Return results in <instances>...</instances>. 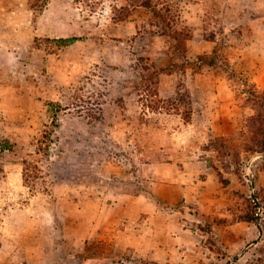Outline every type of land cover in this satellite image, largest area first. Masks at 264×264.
Here are the masks:
<instances>
[{"label": "rangeland", "instance_id": "rangeland-1", "mask_svg": "<svg viewBox=\"0 0 264 264\" xmlns=\"http://www.w3.org/2000/svg\"><path fill=\"white\" fill-rule=\"evenodd\" d=\"M230 263L264 264V0H0V264Z\"/></svg>", "mask_w": 264, "mask_h": 264}, {"label": "crops", "instance_id": "crops-1", "mask_svg": "<svg viewBox=\"0 0 264 264\" xmlns=\"http://www.w3.org/2000/svg\"><path fill=\"white\" fill-rule=\"evenodd\" d=\"M157 168L158 169L155 172H159V170H160L162 177H163V175H166L167 174V171L163 170L165 168H162V169H161V167H157ZM151 183L154 186H153V188L151 187L152 192L150 193V195L155 196L154 199H156L160 203V205L162 204V206H167L168 203H171L170 200H168V199H171V197H168L167 196L168 187L165 186V185L155 184L153 182H151ZM189 190H190V188H188V187H182L181 186L179 188L178 186H172L171 187V192H173L172 195L174 194L172 196V198L174 199L172 201V203L173 202L174 203L175 202H179V201H182L184 199L187 200L186 194L190 192Z\"/></svg>", "mask_w": 264, "mask_h": 264}, {"label": "water", "instance_id": "water-1", "mask_svg": "<svg viewBox=\"0 0 264 264\" xmlns=\"http://www.w3.org/2000/svg\"><path fill=\"white\" fill-rule=\"evenodd\" d=\"M252 197L255 199V193H252ZM257 227H258V230H259V234H260V236H261V235H262V228H261L260 225H258ZM259 240H260V237H258V238L253 242V244L259 242ZM246 250H247V248H245V249L242 251V253H241V255H239V257H241V256L246 252ZM239 257H238V258H239ZM238 258H237L236 260H238ZM232 263H233V262H232ZM232 263H230V264H232Z\"/></svg>", "mask_w": 264, "mask_h": 264}, {"label": "trees", "instance_id": "trees-1", "mask_svg": "<svg viewBox=\"0 0 264 264\" xmlns=\"http://www.w3.org/2000/svg\"><path fill=\"white\" fill-rule=\"evenodd\" d=\"M75 38H71V39H68V40H63L64 43H66V45H71L75 42Z\"/></svg>", "mask_w": 264, "mask_h": 264}]
</instances>
